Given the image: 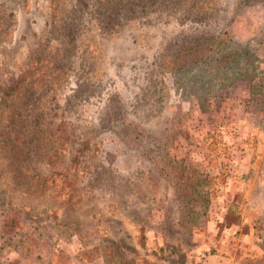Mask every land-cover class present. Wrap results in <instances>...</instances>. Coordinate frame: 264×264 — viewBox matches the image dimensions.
Returning <instances> with one entry per match:
<instances>
[{"label": "rangeland", "instance_id": "1", "mask_svg": "<svg viewBox=\"0 0 264 264\" xmlns=\"http://www.w3.org/2000/svg\"><path fill=\"white\" fill-rule=\"evenodd\" d=\"M1 3L16 25L0 44V264H53L60 250L82 264L77 234L106 245L91 264L262 253L264 111L245 100L264 81V0ZM222 35V51L252 61L190 62L199 38ZM6 132L33 151L26 161L8 157ZM192 179L206 183L201 216L178 199Z\"/></svg>", "mask_w": 264, "mask_h": 264}, {"label": "trees", "instance_id": "2", "mask_svg": "<svg viewBox=\"0 0 264 264\" xmlns=\"http://www.w3.org/2000/svg\"><path fill=\"white\" fill-rule=\"evenodd\" d=\"M138 2L140 0H137ZM16 25V11L12 9L11 7H8L5 5V3L0 4V44L1 43H8L12 39L13 31ZM200 47L196 51L197 53L201 52L200 59H196L193 61L192 59L190 62L192 63H199V64H205V65H212L214 63H220L221 61L224 63H227L228 61H232L233 59H236L237 56H239L240 59H243V57H247L246 61H252V51L250 49H232L230 53H225L222 51L223 48L230 46V40L228 37H202L199 38L196 42ZM241 44V43H240ZM239 45V44H238ZM197 47H193L191 44L190 46H186L183 49H181L182 52H188L189 50L196 49ZM214 54H216V57H214ZM186 55L182 54L179 58L180 61L176 62V65L180 68L182 67L179 65V63H187L186 61ZM209 61L208 63H206ZM239 75H243V73H239ZM254 77V76H253ZM253 77L251 79H253ZM233 81H230L232 83ZM249 94L251 95L249 98L245 100V104L248 106H257L260 107L264 111V103H260V105H256L252 100H254L257 95L264 96V81L262 77L258 78V81L255 82L251 87H247ZM213 92V91H210ZM199 104L201 106L206 105L209 106L210 102L207 100L199 101ZM252 108V107H251ZM13 136L6 132L3 137V147L6 151V154L8 157L13 161H19L23 160L26 161L29 158V154L33 151L27 152L29 149L27 145H21V147H17L16 145L20 144V142H17L14 140ZM25 138H22V142ZM24 144V143H23ZM41 146L39 145L36 151H34L36 154H38V151L41 150ZM33 150V149H32ZM42 151V150H41ZM44 154V153H43ZM47 154V153H46ZM51 154L45 155L44 159L47 161L49 165L52 164L51 160ZM186 167V166H185ZM195 171V170H194ZM197 173V171H196ZM196 174H194L195 176ZM195 178V177H194ZM193 184V185H192ZM192 186V190L190 191V188ZM200 186L205 187L206 183L203 180H194L192 179L188 185H186V182L182 180L179 182V188H180V194L178 195L179 203L182 204L184 207L188 206V214L193 217L194 215H204L205 211L204 208L207 206L209 202V196L202 192L200 189ZM3 206L0 205V212L3 213V210L1 208ZM196 207H198V211H196ZM233 207L228 208V213H232ZM185 211V210H183ZM187 212L183 215H187ZM78 240H79V248L77 249V252L75 254V257L82 263V264H91L92 262H95L98 256H104L105 254L102 251V248H105L106 245L103 244L101 246H98L97 243H92L89 241H84V237H82L80 234H77ZM262 253L258 257H244V260L242 264H264V235L262 236ZM98 250V251H97ZM100 250V251H99ZM99 253V254H97ZM51 256L48 259V262H54L53 264H72L71 260L67 255H65L61 250L60 251H52Z\"/></svg>", "mask_w": 264, "mask_h": 264}]
</instances>
